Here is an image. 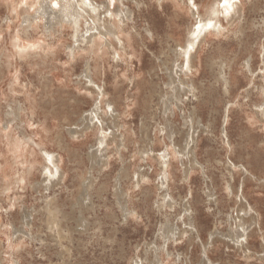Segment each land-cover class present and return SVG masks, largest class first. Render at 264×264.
<instances>
[{
	"label": "rangeland",
	"instance_id": "1",
	"mask_svg": "<svg viewBox=\"0 0 264 264\" xmlns=\"http://www.w3.org/2000/svg\"><path fill=\"white\" fill-rule=\"evenodd\" d=\"M41 3L0 0V264H264V0Z\"/></svg>",
	"mask_w": 264,
	"mask_h": 264
},
{
	"label": "bare ground",
	"instance_id": "2",
	"mask_svg": "<svg viewBox=\"0 0 264 264\" xmlns=\"http://www.w3.org/2000/svg\"><path fill=\"white\" fill-rule=\"evenodd\" d=\"M224 1L226 3L230 4V0H221ZM218 5V4H216ZM56 6H59V9L56 8ZM226 6V5H225ZM222 6L221 7V11L223 13H226L228 10H230L228 7ZM217 8H214L212 10L213 13H215V10ZM121 11V10H120ZM39 14L43 15L46 18V25L47 27L51 28L56 24H59L62 26L63 21L69 22L70 24H72V26L74 28H76V31L78 29L79 26V21L82 17L87 16V21L89 22L90 20H92L93 25L92 27H89L90 29H94L95 31L97 30L98 32H95L91 35H89L88 37L83 36L80 37V39L83 42H93L94 40V36L97 33H101L104 36L105 35H109V36H113L118 42H120V38L118 36V30L117 27L113 24V22L109 19L105 18H100V16H98V13H96V7L94 5L91 4V0H46V3H41L39 9H38ZM108 13H111V11L109 9H107ZM213 13H210V15H208L207 17H201L199 19L198 22H203L200 26H197L195 28L192 29V31L190 32V38L188 39L187 43H186V47L183 49V51H181V53H183V56H185V64H184V68L187 67L189 68L188 63L190 64V57L192 58L193 55L189 54L190 53V49L191 46L193 45V41L199 37L200 34H202L204 32V29H206L208 22L213 19L211 17V15L213 16ZM111 17V16H110ZM107 44L112 46L113 43L110 39L106 40ZM122 48V47H121ZM249 63V61L247 62ZM91 64L90 62L87 64V67L85 69V74L84 77L88 79V82H94L92 81L91 75H92V68H91ZM180 68H182V65H179ZM181 74L182 70H176L172 72V75L174 77V79L177 82V86H173L172 88H174L175 90H182L181 88H183L184 86L186 87V89L191 92L192 91V86L187 84L186 82H184V80L179 79V77L177 76V74ZM99 92H102V90H100ZM109 104V103H108ZM113 111V109H112ZM99 113H102V110L100 109L99 105H96L95 108L91 111L90 116H85L84 119H82V129L81 132H85L88 128H90L93 125V122H97L95 121V119L100 118L98 116ZM71 134L77 133L78 130L77 129H73L70 128L68 130ZM93 155H96L94 153H90V157H91V161L92 164H95L97 162L96 159H93ZM97 156V155H96ZM51 161V160H50ZM56 168V167H54ZM52 175V173H48L47 176L45 177V179L47 180V182H51L50 180V176ZM89 184H92V182L90 181ZM120 188L118 187L116 190V193H119ZM125 210V209H124ZM47 211H48V215L50 216L49 219V227L53 230L58 227V223L57 220L54 219V217H56L58 212V208L54 207L53 210L51 209V207L47 206ZM86 225L85 221L81 222V227L84 228ZM217 233V232H216ZM243 236V235H242Z\"/></svg>",
	"mask_w": 264,
	"mask_h": 264
}]
</instances>
